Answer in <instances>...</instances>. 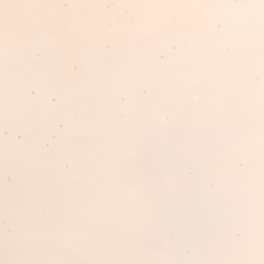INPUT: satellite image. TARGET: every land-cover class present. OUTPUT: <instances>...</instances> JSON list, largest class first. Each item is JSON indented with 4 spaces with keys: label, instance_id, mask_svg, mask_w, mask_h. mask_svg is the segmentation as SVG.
<instances>
[{
    "label": "bare ground",
    "instance_id": "1",
    "mask_svg": "<svg viewBox=\"0 0 264 264\" xmlns=\"http://www.w3.org/2000/svg\"><path fill=\"white\" fill-rule=\"evenodd\" d=\"M0 264H264V0H0Z\"/></svg>",
    "mask_w": 264,
    "mask_h": 264
}]
</instances>
